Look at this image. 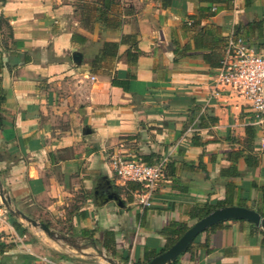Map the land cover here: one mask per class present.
I'll return each mask as SVG.
<instances>
[{
    "label": "crops",
    "instance_id": "crops-1",
    "mask_svg": "<svg viewBox=\"0 0 264 264\" xmlns=\"http://www.w3.org/2000/svg\"><path fill=\"white\" fill-rule=\"evenodd\" d=\"M104 16L96 0L0 1V191L10 199L0 264L142 263L170 246L172 223L191 227L206 203L228 197L264 211L257 189L264 186V119L230 89L211 96L231 33L264 57V0L116 1ZM133 33L141 53L134 65L127 45L101 60L104 43ZM114 78L129 80L128 90L113 86ZM248 126L256 128L259 160L252 169L228 155L244 150ZM117 150L168 158L170 175L149 208L112 172ZM90 178L93 203L88 195L84 204L73 201ZM104 178L118 195L120 185L123 207L94 202ZM256 228L220 222L176 264H264Z\"/></svg>",
    "mask_w": 264,
    "mask_h": 264
},
{
    "label": "built area",
    "instance_id": "built-area-1",
    "mask_svg": "<svg viewBox=\"0 0 264 264\" xmlns=\"http://www.w3.org/2000/svg\"><path fill=\"white\" fill-rule=\"evenodd\" d=\"M228 1L235 4L236 0ZM224 89H230L236 97L245 101L258 122L264 119V57L255 53L234 33L227 38L225 54L212 81L211 96H219ZM262 147L264 148V144ZM109 160L111 170L118 180L140 186V190L136 191L138 203L149 208L159 183L166 178L168 158L147 164L126 154H112ZM9 213L10 210L0 199V228Z\"/></svg>",
    "mask_w": 264,
    "mask_h": 264
},
{
    "label": "trees",
    "instance_id": "trees-1",
    "mask_svg": "<svg viewBox=\"0 0 264 264\" xmlns=\"http://www.w3.org/2000/svg\"><path fill=\"white\" fill-rule=\"evenodd\" d=\"M1 2H5V0H0ZM116 1L119 0H96L97 3L101 4V8H102V15H106L107 11L111 8V6L113 4L116 3ZM164 6V5H163ZM106 16H104L105 18ZM4 22V20L1 18L0 19V26L1 24ZM120 45H127L128 49L126 50V57H127V62L129 63V65H134L137 58L140 56V51L137 48L138 45V34L137 33H133V34H129V35H122L121 36V40L119 44L116 43H104L103 45V53H102V59L105 58H114L117 57V51H118V47ZM27 60L25 59V62ZM221 61V60H220ZM220 65V62L218 64V67ZM2 64H0V68H2ZM127 78L129 79V72L126 73ZM112 85L113 86H118L121 87L124 91L128 90V86H129V80L126 81H116L115 78L112 80ZM5 102V96L3 93V89L1 88L0 85V129L3 127V109L2 106ZM245 133H246V140H245V145H244V150L243 151H235V152H230L228 155L230 156L231 154H233L234 156H236L235 161L239 160L240 158H243L245 163L247 164V166L249 168H255L256 166H258L259 160L258 157L252 155L253 154V149H254V145H253V141L256 137V128L253 126H248L245 128ZM193 145H197V146H202V143H195L193 142ZM136 159L140 160L141 162L147 163V164H154L157 163L160 158H157L156 156L149 154V155H143V156H138ZM170 162L167 163L165 172H166V176L170 175ZM234 169V167H233ZM129 187L128 189H130L132 192H136L140 190V186L137 184H128ZM120 188H117V191ZM258 191L261 192L262 195V203H264V186L263 187H259L257 188ZM119 193V191H118ZM120 194V193H119ZM235 204L233 203V200L231 198H225L224 200H215L213 202L210 203H206L205 205H203L202 207H197L195 209V211L192 214V217L194 219H201L203 217H205L206 215H208L209 213H211L212 211L218 209V208H222V207H226V206H234ZM237 206H241V207H245L242 204L238 203L236 204ZM258 211V210H257ZM258 213L264 218V211L259 210ZM13 227H15V229L19 230V225L15 222L12 221L11 222ZM172 227H176L177 231H174V233L176 234V238L170 242V246L168 248H170L182 235L183 233L188 229L186 226L177 224V223H172L169 228L167 230H170ZM257 229V228H256ZM258 230V229H257ZM22 232H25V230H22ZM171 234L172 231L170 230ZM261 233L264 236V231L261 230ZM168 248H165L162 251H166ZM189 248V247H188ZM153 258L151 257H147L145 259L144 262L142 263H134V264H146L148 263L150 260H152ZM177 260L173 263L176 264Z\"/></svg>",
    "mask_w": 264,
    "mask_h": 264
},
{
    "label": "water",
    "instance_id": "water-1",
    "mask_svg": "<svg viewBox=\"0 0 264 264\" xmlns=\"http://www.w3.org/2000/svg\"><path fill=\"white\" fill-rule=\"evenodd\" d=\"M81 56L78 53L73 54V61L77 64L80 63ZM90 133L89 129H86L83 134L87 135ZM106 181L108 188H111L109 181L104 178ZM99 182L95 184L93 196L94 202L98 205L105 204L109 201L114 202L117 206L123 207V203L116 192L111 191L105 197L98 199L97 198V187ZM0 199L2 203L10 210V199L6 196L5 191H0ZM22 218L26 219L25 216L21 215ZM229 220H242L247 221L250 224L254 225L257 228L264 230V218L254 209L241 207V206H226L222 208H218L205 217L196 221L191 227H189L183 235L166 251L158 254L152 260H150L146 264H172L174 263L178 257L184 253L190 244L194 241V239L204 232L206 229L220 223L223 221ZM33 225H38L32 222ZM39 226L44 230V232L49 234L48 228L39 224Z\"/></svg>",
    "mask_w": 264,
    "mask_h": 264
},
{
    "label": "rangeland",
    "instance_id": "rangeland-1",
    "mask_svg": "<svg viewBox=\"0 0 264 264\" xmlns=\"http://www.w3.org/2000/svg\"><path fill=\"white\" fill-rule=\"evenodd\" d=\"M122 2H128V0H123ZM131 147V146H129ZM132 150V149H131ZM112 151V150H111ZM131 152V151H130ZM114 154H125V153H122V151H116ZM137 155V154H136ZM138 156V155H137ZM115 178V177H114ZM91 180L88 182V189H85L83 188L82 190H79L77 193L74 194V197L72 198L73 201H77V202H80V203H85L84 201L86 200V196L88 195V198L90 197V202L93 203V199H92V185H93V182L95 180V178H90ZM114 182V181H113ZM115 186H119L120 188V185H115ZM116 188V187H115ZM117 190V189H116ZM122 189H118L119 193L122 194L123 192L121 191ZM119 194V195H120ZM123 195H125V193H123ZM137 202H138V198H136Z\"/></svg>",
    "mask_w": 264,
    "mask_h": 264
},
{
    "label": "flooded vegetation",
    "instance_id": "flooded-vegetation-1",
    "mask_svg": "<svg viewBox=\"0 0 264 264\" xmlns=\"http://www.w3.org/2000/svg\"><path fill=\"white\" fill-rule=\"evenodd\" d=\"M111 191H113L112 188L109 189L106 182L100 181L97 187V198L101 199L105 197L108 193H110Z\"/></svg>",
    "mask_w": 264,
    "mask_h": 264
}]
</instances>
